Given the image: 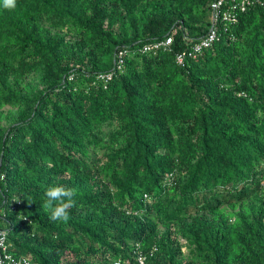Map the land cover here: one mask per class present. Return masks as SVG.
I'll return each instance as SVG.
<instances>
[{"label": "trees", "instance_id": "1", "mask_svg": "<svg viewBox=\"0 0 264 264\" xmlns=\"http://www.w3.org/2000/svg\"><path fill=\"white\" fill-rule=\"evenodd\" d=\"M214 1L0 7L6 254L28 264H264V0L218 21L211 46L188 56ZM53 185L74 190L66 221L45 206Z\"/></svg>", "mask_w": 264, "mask_h": 264}, {"label": "built area", "instance_id": "2", "mask_svg": "<svg viewBox=\"0 0 264 264\" xmlns=\"http://www.w3.org/2000/svg\"><path fill=\"white\" fill-rule=\"evenodd\" d=\"M252 4V0H215L212 4V16H211V28L208 34L201 38L195 45L192 46L191 50L187 53L188 56L200 53L203 49L211 46L216 39V30L214 29L215 24L218 21L226 23L237 22V13L244 12L248 6ZM172 44V37H169L162 41H154L151 44L143 46V53H154L161 48H167ZM186 57V53H179L176 55L177 63L182 64ZM123 64V52L117 54V70H121ZM112 77V73L99 76V79L108 81ZM0 264H28V260L21 258L15 259L11 255L6 254V234L0 232ZM112 264H130L125 261H114ZM136 264H145L144 258L141 256L137 257Z\"/></svg>", "mask_w": 264, "mask_h": 264}, {"label": "clouds", "instance_id": "3", "mask_svg": "<svg viewBox=\"0 0 264 264\" xmlns=\"http://www.w3.org/2000/svg\"><path fill=\"white\" fill-rule=\"evenodd\" d=\"M15 6L16 0H0V7L13 9ZM74 194V190L61 185H53L47 188L45 206L50 210L52 220L66 221L69 218L68 209Z\"/></svg>", "mask_w": 264, "mask_h": 264}]
</instances>
